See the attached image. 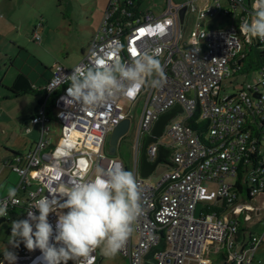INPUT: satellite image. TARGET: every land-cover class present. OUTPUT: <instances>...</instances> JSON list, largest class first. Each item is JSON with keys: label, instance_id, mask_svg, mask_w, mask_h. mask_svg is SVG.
I'll use <instances>...</instances> for the list:
<instances>
[{"label": "built area", "instance_id": "built-area-1", "mask_svg": "<svg viewBox=\"0 0 264 264\" xmlns=\"http://www.w3.org/2000/svg\"><path fill=\"white\" fill-rule=\"evenodd\" d=\"M138 1L108 0L100 28L78 66L95 67L98 60L111 63L117 56L130 64L134 55L158 51L156 58L165 74L163 86L146 85L135 98L120 96L115 102L88 110L79 102L65 100L68 77L78 66H57L43 88L45 97L32 119L40 126V140L10 164L20 180L15 196L0 200L8 201L4 218L8 219L13 207L26 205L21 217L28 219V207L34 199L62 198L61 193L74 183L92 179L97 168L108 170L119 165L128 170L123 161L108 155L107 138L129 119L134 105L145 99L134 133L132 170L140 192L141 213L116 255L128 264H210L212 253L225 252V264H253L263 237L250 233L248 240L240 241L239 235L241 229L248 230L245 225L253 220V214L260 215L261 208L252 203L264 195V68L263 82L255 87L227 94L223 84L242 70L247 45L264 50V41L249 39L239 28L245 20H251L254 0H226V9L223 0H213L215 5L203 10L197 8L198 0L183 5H173L169 0L160 16L140 9ZM238 9V24L212 30L198 24L189 37L184 36L188 12L198 13L200 18L221 14L234 18ZM35 40L39 42L40 36L36 35ZM52 99L62 128L55 145L47 114ZM178 105L186 117L171 124L168 135L173 143L166 145L159 138L149 145L147 153L154 163L161 147L170 151V170L157 183H149L140 175L143 140L152 135L159 117ZM203 124L206 132H202ZM200 205L203 208L197 216ZM209 206L214 212H208L212 209ZM224 210L227 214L220 216ZM32 211L39 215L38 210ZM57 218V213L49 214L54 231ZM19 246L16 264H33L41 255L39 249L29 251L23 242ZM98 249L90 254L91 264L98 262Z\"/></svg>", "mask_w": 264, "mask_h": 264}, {"label": "clouds", "instance_id": "clouds-1", "mask_svg": "<svg viewBox=\"0 0 264 264\" xmlns=\"http://www.w3.org/2000/svg\"><path fill=\"white\" fill-rule=\"evenodd\" d=\"M252 8L251 20L240 24V31L249 39L264 41V0H254ZM116 52L118 47L113 49ZM158 54L134 55L130 64L117 56L111 63L98 60L95 67H76L68 77L66 103L79 102L85 109L94 110L120 96L135 98L146 85L163 86L165 74ZM14 196L15 190H9V199ZM61 197L34 199L28 207V219L12 221L9 244L17 248L23 242L29 251L39 249L41 255L33 264H84V260L91 264L90 254L98 247L103 255L115 256L125 246L141 213L136 178L119 165L108 170L97 168L92 179L74 183ZM63 209L67 211H60ZM50 213L58 216L55 231L49 222ZM7 215L8 201H0V217ZM4 255L8 264H16L13 252L7 250Z\"/></svg>", "mask_w": 264, "mask_h": 264}, {"label": "rangeland", "instance_id": "rangeland-1", "mask_svg": "<svg viewBox=\"0 0 264 264\" xmlns=\"http://www.w3.org/2000/svg\"><path fill=\"white\" fill-rule=\"evenodd\" d=\"M140 1V9L152 11L156 16H160L165 12L169 2V0ZM187 2L189 0H172L173 5H183ZM222 3L224 9L228 8L226 0H223ZM213 5H215L213 0H198L196 2L199 10ZM107 6L108 0H0V81L5 77L6 71L12 75L14 74L13 78L15 77L17 69L10 66L11 61L15 60H17L18 67L27 66L26 70L29 72L34 70L36 74L52 72L57 66L66 69H73L78 66L89 51L91 40L100 28ZM239 15L240 10L238 9L234 18H228L223 14L216 17L200 18L198 13L190 11L186 19L184 36L189 37L198 24L206 26L205 28L208 30L223 29L233 23L238 24ZM36 35L40 36L39 42L35 40ZM262 53L263 50L259 48H253V51L249 52V58L246 62L248 72L232 77L225 82L223 84L225 93L234 94L263 82L261 66L264 62V56ZM8 77L10 81V75ZM3 91L6 93V90L0 86V99L3 98ZM24 92L27 93L23 97L24 100L19 101V104L25 103L34 97L32 96L33 93L29 95V91ZM4 100H0V103L4 110L8 112L13 107L9 105L10 102ZM144 107L145 99L140 100L129 111L130 129L120 139L117 149V158L123 161L128 167L127 171L131 172L133 170L134 133ZM185 117L184 114H179L170 120L164 129L163 136L160 138L162 143L166 145L173 143L168 135L170 126ZM9 119L7 116L2 115V112L0 113V125L6 126ZM51 125L52 143L55 145L62 136V128L57 122H52ZM9 133L0 127V157L5 154L4 146L11 141ZM18 134L23 137V140H20V145L23 147L29 148L33 143L37 144L40 139L36 134L29 135L26 132ZM84 156L88 157L87 155ZM169 170L170 166L168 164L161 163L147 181L155 184ZM233 181V179L227 180L230 183ZM252 205L261 208V213L260 215L253 214V220L245 225L248 230L242 231L241 234L245 233L247 240L250 233L257 237H263V244L257 251L253 264H264V195L258 196ZM202 208L203 205H200L197 216H200ZM208 212H214V209L212 208ZM224 214H227V211L224 210L219 213L220 216ZM8 219L10 221L5 226H0V253H6L8 250L15 254L16 249L9 244L11 224L13 219L18 221L23 220V218L21 216L14 218L10 214ZM241 239L244 240V235L241 236ZM98 257V264H128L121 256L103 255L100 247ZM225 259L224 252L220 255H212L209 262L210 264H225ZM4 264H8V262L5 260Z\"/></svg>", "mask_w": 264, "mask_h": 264}, {"label": "crops", "instance_id": "crops-1", "mask_svg": "<svg viewBox=\"0 0 264 264\" xmlns=\"http://www.w3.org/2000/svg\"><path fill=\"white\" fill-rule=\"evenodd\" d=\"M10 66L17 69V74L13 78L14 74L12 75L6 71L5 77L0 81V86L6 90V93L3 91V98L0 100L5 99L4 101L10 102L9 105H12L13 107L6 112L0 103V113L2 112V115L10 118L6 126L0 125V127L4 128L6 132H10L9 138L11 141L13 140L12 143L9 141L7 145L4 146L5 154L0 157V200L8 197L9 190H15V187L20 180L19 175L14 173L10 167L12 159L18 155L27 154L36 145V143H33V145L29 148L21 146L20 140L22 141L23 137L18 133L26 132L29 135L36 134L39 137L41 136L40 126L33 124L32 119L36 116L37 110L44 99V92H42V90L52 76V72L36 74L34 70L31 72L26 70L27 66L18 67L17 60L11 61ZM8 75L11 77L10 81L8 79ZM24 91H29V95L33 93L32 96H34L33 99L35 100L30 99L25 103L22 102L19 104V101H23V97H25L27 93ZM15 93H17V95H15ZM7 169L10 170L7 171ZM242 235H244V239L246 238L245 233H240V241H243L241 239ZM3 254H5V252L0 253V264H4L5 261ZM212 255L220 254L212 253Z\"/></svg>", "mask_w": 264, "mask_h": 264}, {"label": "water", "instance_id": "water-1", "mask_svg": "<svg viewBox=\"0 0 264 264\" xmlns=\"http://www.w3.org/2000/svg\"><path fill=\"white\" fill-rule=\"evenodd\" d=\"M182 19L185 18L186 15V9L182 10ZM260 49V48H259ZM264 54V50L263 53ZM257 98V95H255ZM179 113H183V109L181 106H175L172 110L169 112L161 115L156 122L152 135L145 136L142 144L141 149V166H140V175L143 179H148L156 170L159 164L163 163L164 161H167L170 156L171 152L168 150H165L163 147L159 150V156L158 159L151 163L148 160L147 153H148V147L151 143H155L158 141L159 138L163 136L164 129L166 128L167 124L170 122V120L175 117V115ZM131 125V121L129 119H126L122 121L111 133V135L107 138V153L109 156L117 157V149L118 144L121 138H123L129 131Z\"/></svg>", "mask_w": 264, "mask_h": 264}, {"label": "trees", "instance_id": "trees-1", "mask_svg": "<svg viewBox=\"0 0 264 264\" xmlns=\"http://www.w3.org/2000/svg\"><path fill=\"white\" fill-rule=\"evenodd\" d=\"M140 3H141V1L139 0L138 1V4L140 5ZM253 48H260V46H255V47H253V46H250V45H247L246 47H245V53H244V55H245V58H243L242 59V61H241V64H242V70L238 73V75H240V74H243V73H247L248 72V70H246V67H247V65H246V62H247V60H248V58H249V52H252L253 51ZM263 56H264V54H262ZM264 61V60H263ZM261 68L263 69L264 68V62H263V65L261 66ZM42 92H43V90H42ZM15 95H17V93H15ZM45 97V96H44ZM40 105H42V102H41V104ZM38 111V110H37ZM47 114H48V118H49V120L51 121V122H57V123H59V120H58V117H57V115H56V112H55V100L54 99H52V100H50L49 101V103H48V106H47ZM190 125H194V126H196L193 122H190ZM205 126V124H203L201 127H203L202 128V132H206V127H204ZM205 129V130H204ZM163 163H166V164H168L170 167H171V164L168 162V161H164ZM210 208H213L212 206H209ZM26 210H27V207H26V205H17V206H15V207H13L10 211H9V214H11V215H14V216H16V217H20V216H22V215H24L25 214V212H26ZM15 217V218H16ZM15 219H13L12 221H14ZM8 221H10L9 219H7V218H4V217H0V226H5V224L8 222ZM242 231H244L243 229H241L240 230V232H242ZM16 249V251H15V255H16V257H17V255L20 253V251H21V247L19 246V247H17V248H15ZM3 258H5V255L3 254ZM68 264H75V262H73V261H69L68 262Z\"/></svg>", "mask_w": 264, "mask_h": 264}]
</instances>
